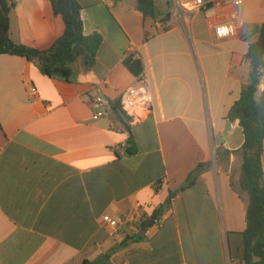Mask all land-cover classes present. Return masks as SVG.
I'll list each match as a JSON object with an SVG mask.
<instances>
[{
    "label": "crops",
    "instance_id": "0c3cea01",
    "mask_svg": "<svg viewBox=\"0 0 264 264\" xmlns=\"http://www.w3.org/2000/svg\"><path fill=\"white\" fill-rule=\"evenodd\" d=\"M14 2L10 40L50 48L64 24L49 0ZM78 2L83 34L101 36L92 67L77 59L65 81L42 74L37 60L0 54V264H240L248 198L232 152L243 134L227 113L249 81L245 55L264 0H226L210 17L156 0L154 20L136 0ZM233 17L236 35L217 39L212 24ZM130 55L154 98L140 119L113 110L136 80L123 63ZM95 93L106 101L102 117ZM217 149L230 154L216 161ZM206 162L193 186L168 199ZM156 212L161 224L140 230ZM107 218L124 220L116 237Z\"/></svg>",
    "mask_w": 264,
    "mask_h": 264
},
{
    "label": "trees",
    "instance_id": "16d2710c",
    "mask_svg": "<svg viewBox=\"0 0 264 264\" xmlns=\"http://www.w3.org/2000/svg\"><path fill=\"white\" fill-rule=\"evenodd\" d=\"M53 14L61 17L64 30L52 46L46 50H38L24 44H17L9 38V15L15 7L14 0H0V54L23 57L28 61L37 60L40 72L49 78L69 80L73 74V64L77 59L92 67L96 53L101 44V36L97 33L83 34L81 19L82 6L78 0H49ZM156 0H136L137 10L143 19H155ZM213 6L207 4L203 13L211 16ZM249 66V81L241 89L237 101L230 107L227 118L238 121L242 129L243 143L232 153L242 158L239 176V189L247 194L245 208V229L242 232L240 264H264V173L262 151L264 141V87L259 85L264 76V22L260 25L257 38L248 44L245 55ZM125 67L136 77L143 72L140 61L128 56L124 60ZM114 112L120 106L113 107ZM127 153L133 154L134 148L127 147ZM229 151L217 149L215 159L228 157ZM211 165L210 162L199 163L191 170L185 182L175 191L169 193L168 199L176 193L193 186L196 179ZM157 212L139 225L140 230L154 224ZM142 235L136 233L123 239L122 245L129 241H137ZM80 264H108L84 259Z\"/></svg>",
    "mask_w": 264,
    "mask_h": 264
},
{
    "label": "built area",
    "instance_id": "2783aa9c",
    "mask_svg": "<svg viewBox=\"0 0 264 264\" xmlns=\"http://www.w3.org/2000/svg\"><path fill=\"white\" fill-rule=\"evenodd\" d=\"M234 6H241L242 0H230ZM178 5L186 12L190 13L195 10L203 11L207 4H211L213 7L223 6L226 0H193V1H179L176 0ZM157 26L166 27L167 21H158ZM212 31L217 39L233 37L237 32V24L235 17L231 20L212 24ZM132 57V55H130ZM154 98L149 88L147 78L142 73L136 77L135 82L129 86L121 95L119 106L120 111L127 117L132 119H140L148 115L153 108ZM105 105L101 94L95 93L91 99V108L96 117H102L105 115ZM107 224L111 227L110 235L116 237L118 235L119 227L124 224L122 219H106ZM154 224L159 226L161 221L157 218Z\"/></svg>",
    "mask_w": 264,
    "mask_h": 264
},
{
    "label": "water",
    "instance_id": "95a60500",
    "mask_svg": "<svg viewBox=\"0 0 264 264\" xmlns=\"http://www.w3.org/2000/svg\"><path fill=\"white\" fill-rule=\"evenodd\" d=\"M107 257H104V259L101 260V262H103Z\"/></svg>",
    "mask_w": 264,
    "mask_h": 264
}]
</instances>
